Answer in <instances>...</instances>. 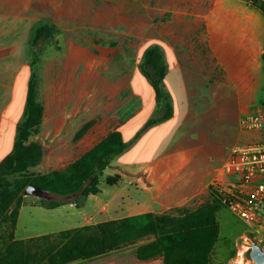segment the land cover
<instances>
[{"label": "rangeland", "instance_id": "obj_1", "mask_svg": "<svg viewBox=\"0 0 264 264\" xmlns=\"http://www.w3.org/2000/svg\"><path fill=\"white\" fill-rule=\"evenodd\" d=\"M218 1L0 0V32L2 26L6 28L5 24L15 19L23 23L19 45L25 58L35 26L47 24L53 30L50 38L38 43L37 100L44 110L31 140L45 148V155L33 171L47 173L63 167L69 158L59 164L55 148H90L108 130L120 125L128 143L123 156L130 162L146 158L147 148H159L163 132L176 139L191 129L194 136L229 134L234 121L223 117L229 112L228 105L216 97L220 90L225 92L226 70L231 67V59L218 41L224 27L222 18L215 13ZM244 1L251 5V0ZM255 10L264 19V14ZM5 35L4 42L8 44L12 38ZM153 45L163 53V84L175 117L136 136L145 121L160 116L151 83L141 71L144 50ZM11 48H1L0 57L8 56ZM29 76L28 63L16 83L14 106L18 116L23 115V108L17 107L25 103ZM85 124H90L88 130L92 127L87 130L88 137L75 140V134ZM240 124L238 119L239 127ZM132 174L130 168L122 165L110 167L100 176V191L87 197L81 206L72 202L73 197L24 195L15 238L55 233L143 211L137 203L140 194L135 191ZM112 177L117 181L108 182ZM40 198L62 199L66 203L49 209L38 205ZM177 208L163 213H176ZM219 214L226 215L229 224L221 225L215 262L246 264L249 235L264 243V214L256 226L245 224L225 206ZM6 233L0 226V236ZM135 248L132 245L69 264H163L161 258L137 260Z\"/></svg>", "mask_w": 264, "mask_h": 264}, {"label": "trees", "instance_id": "obj_2", "mask_svg": "<svg viewBox=\"0 0 264 264\" xmlns=\"http://www.w3.org/2000/svg\"><path fill=\"white\" fill-rule=\"evenodd\" d=\"M251 5L264 14L262 0H251ZM52 35L49 25L38 24L30 37V76L23 119L17 127L11 152L0 161V226L7 232L0 236V264H69L132 245H136L134 254L139 261L161 258L163 264H217L214 260L220 235L217 215L223 205L212 187L209 199L195 209L180 207L176 213L145 212L55 233L15 238L14 231L27 186L34 185L45 193L60 197H73L72 202L81 206L87 197L100 191L103 171L128 147L121 131L113 129L64 169L47 173L33 171L44 154L42 145L31 140L32 133L41 124L44 110L37 100L38 43ZM262 57L264 60V52ZM141 71L151 83L160 116L148 119L136 136L148 127L170 119L174 113L164 89L166 66L158 46L144 50ZM89 126L85 124L78 130L75 140H79ZM88 179L91 181L86 184ZM115 180V177L107 179L108 182ZM38 201L39 206L49 209L66 203L62 199L40 198Z\"/></svg>", "mask_w": 264, "mask_h": 264}, {"label": "crops", "instance_id": "obj_3", "mask_svg": "<svg viewBox=\"0 0 264 264\" xmlns=\"http://www.w3.org/2000/svg\"><path fill=\"white\" fill-rule=\"evenodd\" d=\"M215 10L224 23L218 41L225 50V55L231 59V67L226 70L225 92L222 94L220 90L216 97L223 98L224 104L228 105L229 112L223 117L228 120L233 119L234 123L230 127L232 129L227 135L215 132L212 135L201 133L197 136H194L191 129L180 136L178 134L177 139L173 135L168 137L167 132H163L160 147L147 148L146 158L130 162L123 156L126 150L116 156L103 172L118 165L132 170L135 191L140 194L137 203L144 209L136 214L163 213L165 210L169 211L177 207L197 208L209 199L211 184L222 176V164L228 159L232 148L264 139V132L245 129L241 124L240 127L237 125L238 119L241 121L245 116L264 115V60L262 57L264 19L252 5H248L244 0H220ZM14 17L18 16L14 15ZM10 22L5 24L6 28L2 26L0 32V49L12 47L8 56L0 57V161L11 152L17 135V126L23 119L20 112L19 116L16 114L14 106L16 83L20 73L28 69V57H24V49L19 45L24 25L16 19ZM6 33L12 38L8 44L4 42ZM177 67L184 81L183 71L180 66L177 65ZM186 97L185 90L184 98ZM24 106L25 103L23 106L18 104L17 107L21 110L23 108L22 114ZM174 117L175 111L169 120L160 125H165ZM113 129L120 130L124 141L127 142L122 125L108 130L97 142ZM90 130L92 127L88 131ZM88 131L79 140L83 141L87 138ZM94 145L90 148H55L54 156L59 164H62V160L69 158L68 163L55 170L64 169ZM44 155L45 153L40 163ZM156 206L159 207L158 210ZM219 215L217 217L221 232V225H227L229 222L226 215Z\"/></svg>", "mask_w": 264, "mask_h": 264}, {"label": "built area", "instance_id": "obj_4", "mask_svg": "<svg viewBox=\"0 0 264 264\" xmlns=\"http://www.w3.org/2000/svg\"><path fill=\"white\" fill-rule=\"evenodd\" d=\"M241 125L264 132V115L245 116ZM222 171L224 178L211 184L221 204L245 224L258 225L264 214V139L234 146Z\"/></svg>", "mask_w": 264, "mask_h": 264}, {"label": "water", "instance_id": "obj_5", "mask_svg": "<svg viewBox=\"0 0 264 264\" xmlns=\"http://www.w3.org/2000/svg\"><path fill=\"white\" fill-rule=\"evenodd\" d=\"M91 179H88L86 184H89ZM45 194L43 190L34 185H29L24 191V195H34L41 197ZM246 264H264V243L249 235V240L246 244L245 251Z\"/></svg>", "mask_w": 264, "mask_h": 264}, {"label": "bare ground", "instance_id": "obj_6", "mask_svg": "<svg viewBox=\"0 0 264 264\" xmlns=\"http://www.w3.org/2000/svg\"><path fill=\"white\" fill-rule=\"evenodd\" d=\"M246 78V77H245ZM244 83V82H243Z\"/></svg>", "mask_w": 264, "mask_h": 264}]
</instances>
